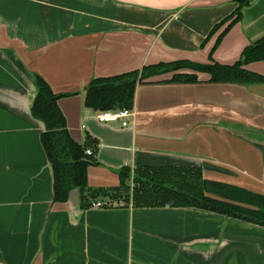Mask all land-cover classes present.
Listing matches in <instances>:
<instances>
[{
    "label": "crops",
    "instance_id": "1",
    "mask_svg": "<svg viewBox=\"0 0 264 264\" xmlns=\"http://www.w3.org/2000/svg\"><path fill=\"white\" fill-rule=\"evenodd\" d=\"M213 60L231 65L264 37V0ZM238 0H0V264H264V227L196 207L135 208L72 189L54 202L53 174L31 116L41 77L60 95L71 139L94 150L89 192L120 189L130 169L193 168L264 195V84H137L127 127L84 106L92 80L177 61L208 63L212 27ZM264 76V62L245 66ZM191 73L190 71H182ZM66 95V96H64ZM132 177L126 181L131 186ZM105 204L93 208V204Z\"/></svg>",
    "mask_w": 264,
    "mask_h": 264
},
{
    "label": "trees",
    "instance_id": "2",
    "mask_svg": "<svg viewBox=\"0 0 264 264\" xmlns=\"http://www.w3.org/2000/svg\"><path fill=\"white\" fill-rule=\"evenodd\" d=\"M238 3V8L215 24L204 40L202 47L220 31L209 52L208 63L197 64L184 60L160 63L114 78L92 80L86 89L84 106L98 112L131 109L137 84L167 73H172L171 83L194 84L200 73L208 75V82L213 84H264V76L245 69L248 64L264 62V37L247 46L240 59L231 65L216 63L212 58L226 34L241 20L242 9L248 4L246 0H238ZM185 70L191 73H183ZM35 83L36 94L30 112L34 119L44 125L40 142L52 168L54 202H66L69 192L79 188L83 201V196L87 194L92 197L104 194L110 200L113 198L131 202L135 208L196 207L264 227V195L238 186L206 180L201 170L193 168L139 169L132 175L130 169L123 168L120 172V189L89 192L87 169L93 163V156H86L85 151L91 148V142L81 146L71 139L64 116L57 105L58 99L63 95L54 94L39 76L35 77ZM92 151L94 152L93 149ZM130 177L132 184L128 186L126 181Z\"/></svg>",
    "mask_w": 264,
    "mask_h": 264
},
{
    "label": "built area",
    "instance_id": "3",
    "mask_svg": "<svg viewBox=\"0 0 264 264\" xmlns=\"http://www.w3.org/2000/svg\"><path fill=\"white\" fill-rule=\"evenodd\" d=\"M134 112L131 109H116V110H108L103 112H97L95 115V119L100 123H119L122 128L127 127L129 125V120L133 118ZM86 156H93L94 152L91 149H87L85 151ZM93 208H102L103 204L96 202L93 205Z\"/></svg>",
    "mask_w": 264,
    "mask_h": 264
},
{
    "label": "rangeland",
    "instance_id": "4",
    "mask_svg": "<svg viewBox=\"0 0 264 264\" xmlns=\"http://www.w3.org/2000/svg\"><path fill=\"white\" fill-rule=\"evenodd\" d=\"M219 32V31H218ZM215 36H216V34H215Z\"/></svg>",
    "mask_w": 264,
    "mask_h": 264
}]
</instances>
